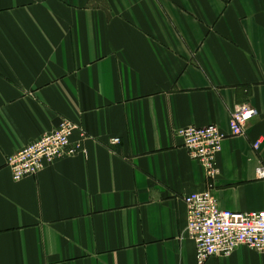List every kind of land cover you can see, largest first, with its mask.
<instances>
[{
  "label": "crops",
  "instance_id": "1",
  "mask_svg": "<svg viewBox=\"0 0 264 264\" xmlns=\"http://www.w3.org/2000/svg\"><path fill=\"white\" fill-rule=\"evenodd\" d=\"M64 120L77 153L14 181L8 159ZM211 125L214 181L176 135ZM262 166L264 0H0V264H198L185 198L260 212Z\"/></svg>",
  "mask_w": 264,
  "mask_h": 264
},
{
  "label": "built area",
  "instance_id": "2",
  "mask_svg": "<svg viewBox=\"0 0 264 264\" xmlns=\"http://www.w3.org/2000/svg\"><path fill=\"white\" fill-rule=\"evenodd\" d=\"M257 116L258 111L251 104L237 107L231 117V135H243L246 125ZM76 132L84 137L78 125L64 120L56 130L11 156L8 167L14 181L37 176L46 166L77 153L80 146L72 147ZM176 135L183 141L191 159L202 166L208 179L214 181L219 175L217 158L228 136L215 125L179 129ZM119 143L118 139L111 142L112 145ZM260 145L257 143L254 147L258 149ZM257 178L264 181L263 166L258 169ZM185 202L188 208L185 235L195 243L198 264H206L211 257H229L241 246L264 253V209L252 213L222 210L213 186L208 191L187 196Z\"/></svg>",
  "mask_w": 264,
  "mask_h": 264
},
{
  "label": "bare ground",
  "instance_id": "3",
  "mask_svg": "<svg viewBox=\"0 0 264 264\" xmlns=\"http://www.w3.org/2000/svg\"><path fill=\"white\" fill-rule=\"evenodd\" d=\"M247 117H249V116H247Z\"/></svg>",
  "mask_w": 264,
  "mask_h": 264
}]
</instances>
